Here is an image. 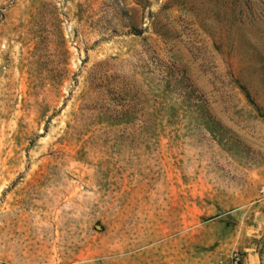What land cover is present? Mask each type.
I'll return each mask as SVG.
<instances>
[{"label": "rangeland", "instance_id": "rangeland-1", "mask_svg": "<svg viewBox=\"0 0 264 264\" xmlns=\"http://www.w3.org/2000/svg\"><path fill=\"white\" fill-rule=\"evenodd\" d=\"M264 264V0H0V264Z\"/></svg>", "mask_w": 264, "mask_h": 264}, {"label": "built area", "instance_id": "built-area-1", "mask_svg": "<svg viewBox=\"0 0 264 264\" xmlns=\"http://www.w3.org/2000/svg\"><path fill=\"white\" fill-rule=\"evenodd\" d=\"M226 264H242L240 254L238 252H236V251H231L227 255Z\"/></svg>", "mask_w": 264, "mask_h": 264}]
</instances>
